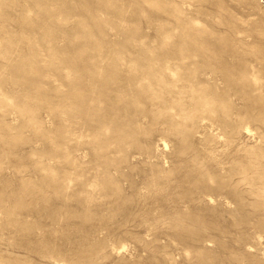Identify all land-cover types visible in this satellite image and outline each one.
I'll return each mask as SVG.
<instances>
[{
  "label": "rangeland",
  "instance_id": "obj_1",
  "mask_svg": "<svg viewBox=\"0 0 264 264\" xmlns=\"http://www.w3.org/2000/svg\"><path fill=\"white\" fill-rule=\"evenodd\" d=\"M0 264H264V0H0Z\"/></svg>",
  "mask_w": 264,
  "mask_h": 264
}]
</instances>
